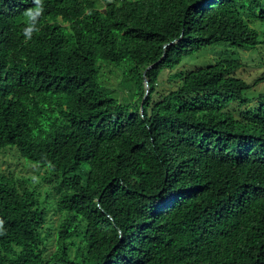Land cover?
Masks as SVG:
<instances>
[{"label": "trees", "instance_id": "obj_1", "mask_svg": "<svg viewBox=\"0 0 264 264\" xmlns=\"http://www.w3.org/2000/svg\"><path fill=\"white\" fill-rule=\"evenodd\" d=\"M250 18L264 0H0V152L56 176L60 214L45 259V211L0 174V264H264V101L240 109L238 60L176 70L218 43L255 49ZM109 66L136 101L100 83Z\"/></svg>", "mask_w": 264, "mask_h": 264}, {"label": "rangeland", "instance_id": "obj_2", "mask_svg": "<svg viewBox=\"0 0 264 264\" xmlns=\"http://www.w3.org/2000/svg\"><path fill=\"white\" fill-rule=\"evenodd\" d=\"M93 1L100 10H103L108 2L116 0ZM247 22L251 28L256 30L261 41L255 49L242 50L225 43H218L202 49L176 67V70H189L203 68L222 59L238 60L241 67L237 70L236 75L249 85V89L243 92V97L248 101L240 109L252 108L264 101V81H256L264 71V23L252 18L248 19ZM58 23H60V19H58ZM172 73L173 71H165L161 74L157 86L160 92L172 88L174 83L168 80ZM99 81L120 102L136 101L137 96L134 87L124 76L122 67L109 66L103 68ZM146 90L148 91V87ZM233 107L235 106L233 105ZM0 174L13 181L23 180L34 193L39 206L45 211L46 218L41 229V236L46 248L44 258L47 259L56 251V228L60 219V214L56 210L58 195L56 176L48 168L37 166L23 159L13 147H7L0 152ZM80 242L81 237L71 240L69 245V257L71 259L75 257L77 249L80 248Z\"/></svg>", "mask_w": 264, "mask_h": 264}, {"label": "clouds", "instance_id": "obj_3", "mask_svg": "<svg viewBox=\"0 0 264 264\" xmlns=\"http://www.w3.org/2000/svg\"><path fill=\"white\" fill-rule=\"evenodd\" d=\"M37 3H39V0H36ZM38 14V13H37ZM26 15L28 17H30L32 20H35V15L30 11L28 13H26ZM35 30V26L34 24H29L28 27H26L24 29V35L28 38V39H31L32 38V33L33 31Z\"/></svg>", "mask_w": 264, "mask_h": 264}, {"label": "water", "instance_id": "obj_4", "mask_svg": "<svg viewBox=\"0 0 264 264\" xmlns=\"http://www.w3.org/2000/svg\"><path fill=\"white\" fill-rule=\"evenodd\" d=\"M150 67H152V66H150ZM149 67V68H150ZM144 75H145V72L143 73V77H144ZM146 87H148V84H147V82H146V80H145V77H144V96H143V100L145 99V97L147 96V94H148V91L146 90Z\"/></svg>", "mask_w": 264, "mask_h": 264}]
</instances>
